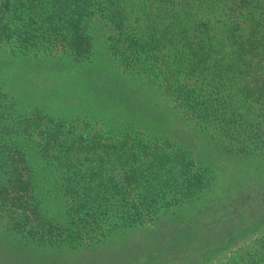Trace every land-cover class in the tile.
I'll use <instances>...</instances> for the list:
<instances>
[{
	"label": "trees",
	"instance_id": "obj_1",
	"mask_svg": "<svg viewBox=\"0 0 264 264\" xmlns=\"http://www.w3.org/2000/svg\"><path fill=\"white\" fill-rule=\"evenodd\" d=\"M93 20L115 72L83 101L116 113L0 91V235L36 264H264V0H0V51L93 67Z\"/></svg>",
	"mask_w": 264,
	"mask_h": 264
},
{
	"label": "rangeland",
	"instance_id": "obj_2",
	"mask_svg": "<svg viewBox=\"0 0 264 264\" xmlns=\"http://www.w3.org/2000/svg\"><path fill=\"white\" fill-rule=\"evenodd\" d=\"M105 27L106 26L101 24L99 20H93V22L88 24V33L91 35L92 46L90 59H92L93 67L84 68L81 65L76 67L70 65L71 70L68 71L66 69L58 72L50 71L52 67L50 64L51 60L71 59L68 56H63L62 49L60 47L47 50V54L41 53V51L37 52L36 55H26V57H22L19 54L11 55L6 52L8 53L7 55L0 51V55L2 56L0 57V84L2 83L1 81H3L7 87L6 88L3 85L0 86V91L12 88L11 90L14 92V95L16 94L20 99H22L26 93L31 92L32 95L37 93L40 96L36 95L34 98H36V103L40 105L41 110L49 114L52 113L57 117H62L63 119L76 117L79 120L84 119L88 121L90 119L88 117H91L92 115L98 114L101 117L102 114L105 115L108 112L115 114V110H106V108L103 109L98 106L96 102L89 104L83 101L88 96L83 93L85 92L83 89L84 80L86 81L87 78H90L93 82V88L91 89L99 92L102 89L100 80L104 77L111 78L114 76L115 69L108 60L109 56H107L108 40L105 41L106 37L111 33H109ZM22 59L35 60L33 64H30ZM43 59L46 60V63H44ZM47 60L50 61L47 62ZM27 64L32 66V71L28 72V74L24 71V69H22V67ZM89 87L90 85L87 84V91ZM17 90L18 92L15 93ZM100 108L101 112H98ZM51 110H56L58 112L62 111L63 113L58 115ZM103 119L104 118L100 119L101 121L99 120L98 122L95 120L93 121L96 122V125L98 126L102 124ZM159 124L160 125L157 128L156 134L162 133L164 130H169L168 128H170V135L174 138L180 131V129H175L178 126V123L174 124L173 120L168 123L170 124L169 126L165 125L167 124L166 120ZM93 128H96V126L93 125ZM173 129H175V131H172ZM216 161L222 162V159L219 158ZM226 169L228 170V168ZM14 243L16 242L7 238L5 239L0 235V264H36L33 261H39L36 258L32 259V256H34L33 253H30L28 250L27 252L22 251L24 249H19L20 245L18 246V244ZM38 257L42 259L46 256L40 255ZM138 264L142 263L139 262Z\"/></svg>",
	"mask_w": 264,
	"mask_h": 264
}]
</instances>
